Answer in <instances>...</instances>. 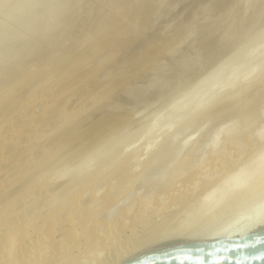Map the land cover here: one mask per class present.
Masks as SVG:
<instances>
[{
  "label": "bare ground",
  "instance_id": "obj_1",
  "mask_svg": "<svg viewBox=\"0 0 264 264\" xmlns=\"http://www.w3.org/2000/svg\"><path fill=\"white\" fill-rule=\"evenodd\" d=\"M162 1L102 0L93 7L82 9L79 6L81 8L76 10L78 13L67 18L70 17V14L68 15L66 12L70 13L76 9L77 0H0V120L12 117L13 113L28 115L27 107L31 103H35L37 97L42 98L41 92L47 89H50L48 90L51 91L50 93L65 94L66 98L75 100V105H80L87 99V104L84 107L81 106L75 110L76 119L73 115L68 116L70 120L71 117L74 119L70 127L63 126L67 129L61 131L56 127L59 132L54 134L57 135V139L55 138V144L51 143L54 148L50 151L51 153L49 152L48 158L44 160L42 158L39 163L20 174L12 190L3 194L4 199L10 200L11 205L23 200V196H33L34 193L29 188L37 187L35 184L40 182L42 185L43 181H39L42 180L40 178H44L45 183L51 188L50 195L45 196L43 210L38 212L33 210V216L28 217V220L32 221H27L22 216L23 218L20 220L15 221V219L14 222L8 224L5 219L12 220L13 211L4 210L8 203L0 205V264H123L141 251L150 250L153 246L155 248V245L158 246L166 241H170L169 247H172L179 246L176 242L181 240L191 244L200 241L213 242L264 230V211H259L262 213L260 215L258 213V215L263 216L260 218L257 215V218L249 210L253 209L252 211H254L259 208L258 206L254 207V203L260 198V201L264 198V145L259 146V142L258 146H252L251 138V141L248 142L251 143L248 144L250 146L245 145L248 148L246 153H243V157L233 159V156L229 154L231 150L228 152L223 149L222 144L215 145L213 143L215 146H209L214 150V153L216 151L218 153L214 154L210 147L206 150L211 149L213 155L218 154L217 157L210 154L211 151L208 150L206 153L209 152L207 154L212 155V158L209 159L208 155H205V158L203 155L204 159L202 157L198 159L201 155L198 156V153H194V150L198 148L191 149V142L188 144L190 147L183 144L188 137L182 140V144L191 149L189 152L183 149L185 147L180 144L181 141L178 142L181 137L185 138L183 135L186 132L189 134L193 131L194 127L191 125L195 126L194 124L197 122L205 124L206 119L212 118L217 122L219 121L220 115L217 116L219 112L235 107V102L238 101L235 97L238 99V95L243 94L242 88L240 89L238 84L242 85V81L244 83L247 78L244 79V76L248 70L251 72L250 69L257 67L260 63L262 65L264 61V48L262 49L264 46H261L264 45L262 43V41L264 42V30L254 35L238 36L236 41H232L234 35L221 27L216 29L215 33L218 35L213 33L210 39L205 38V35L198 36L197 50L200 59L195 63V58H192L187 65L183 64L184 66H180L182 63H179V67L173 66L172 70L170 67L169 70L167 69L168 72H161L163 78L157 80L156 77L153 78L161 82L154 83L149 80L151 84L146 83L145 87L142 85L141 90L138 89L140 86L138 87L137 82L136 86H130V89L135 91L132 93L136 94V91L140 90V92L138 91L140 95L131 99H134L130 103L132 104L131 110L123 117L120 116L119 109L124 106L121 107L120 104L124 101V104L128 102V105L130 100L125 102V96L121 95L122 92L120 94V90L125 89L128 85H124L125 80L121 81V79V82L111 79V83L102 79V82L105 81L106 91L101 90L107 95L103 94L107 99L104 104L99 105L101 108L97 109V113L96 109L91 107L97 116L94 117L95 120L92 118V121L86 123L91 116L93 117V114L89 115L90 117L86 114L87 110L91 109L88 105L92 103L88 101L94 100V98L96 100L99 97L96 91L105 86L104 83L95 91L97 94L93 99L88 96L94 91L92 87H95L99 82L97 74L105 70L106 63L108 68L111 66L107 61L117 49L114 46L115 39H129L130 36L153 28L156 20L160 17L159 10ZM72 8L75 9L72 10ZM235 9L237 8L231 10L235 11ZM210 23L211 20L194 19L184 27H177L170 35L169 42L178 45L181 39L183 41L188 37H184L186 34L198 29L202 30ZM258 39L262 40L261 43ZM220 43L226 44H222L223 47H221L222 45L218 47ZM258 44H261L259 45L261 49L256 52ZM179 47H181V43ZM176 55L171 57L175 56L176 58ZM112 58L114 64L111 61L110 63L114 67L116 60L114 57ZM169 61L168 64H171L174 60L170 61L171 63ZM165 68L163 67V70ZM107 70L109 71V69ZM140 75L142 77V73ZM117 77L119 79L118 75ZM123 77L125 78V76ZM127 78L130 79V75ZM235 85L238 86L237 88L240 90H237L241 93L235 92L236 89H232L234 92L231 91L230 88H234ZM243 85L246 86V84ZM229 89L231 92L228 91ZM255 91L257 90L252 92ZM246 92L248 93V91ZM46 94L48 96V93ZM256 96L252 99L248 98L251 99L252 104L248 103L250 100L244 101L246 106L248 104L255 105L250 109L243 105L247 111L243 109L241 116L240 113H236L240 118L235 113L234 116L229 113L232 121L228 122L229 117L225 118L226 125L222 119L228 115L224 114L225 111L222 113L225 116L222 115L221 122L218 123H223V131L228 127L230 131L233 130L234 128H231L235 125V121L237 124L239 122L243 129H246L251 128L249 125L257 122L256 120L262 119L263 112L259 110L261 111L259 114V106L256 104L262 103L264 97L262 96L258 102L256 100L257 103H253ZM247 97H251V95ZM61 104L59 103V107L66 108ZM56 106L59 108L58 104ZM110 107H112L111 110L114 108L112 112L108 109L110 113L103 116L104 109ZM239 109L241 112V107ZM67 113L69 112L67 111ZM50 117L52 118L51 114ZM232 117H237V119L235 118L234 121ZM62 118L63 116H61ZM49 121V116H47L45 122ZM219 124L217 126L221 130L222 127ZM232 124L234 125L232 126ZM263 125L261 123L260 127ZM60 126L62 128V123ZM235 126L240 128V130L235 128V132H241V126ZM189 127H191L190 132H188ZM212 130L209 132L213 133ZM220 130L218 133L223 132ZM230 131L226 129L225 132ZM245 133L243 134L245 135ZM252 133L250 136L254 135L255 138V131ZM215 134L216 137L219 136L217 133ZM225 134L227 136L229 133ZM32 135L34 136V134ZM31 137V135L28 136V138ZM228 137L226 138L228 139ZM233 137L231 138L234 139ZM36 138V140L40 139L37 136ZM254 138L253 145L258 136ZM243 139L245 138L240 137L241 141ZM191 140L188 139V141ZM199 141L195 139L191 144L201 143V140ZM225 142L224 145H226ZM232 142L230 141V144L234 145L236 139L234 143ZM255 142L257 143V141ZM176 143L182 145L183 150L180 146V149L175 147L178 146ZM221 143H223L222 138ZM243 143L241 142L240 145ZM48 145H50V141ZM48 145L43 144L42 146L51 147ZM205 145L203 146L205 147ZM238 145L239 142L234 146ZM203 146L201 147L205 149ZM228 146L227 148H230V145ZM246 147L240 146L243 149ZM172 148H178L181 150L180 152L185 150V152L183 155H176L173 159H169L167 154L174 151H170ZM233 148L234 151L236 147ZM16 150L21 149L10 148L6 151L7 156L13 162V167H9L11 169L17 164H21V155L16 157ZM239 154L242 153L238 152L236 156ZM163 160L167 162L164 166H162L165 163L162 162ZM150 167L155 169L153 171L151 169L152 172H150L147 170ZM146 172L149 175H145ZM2 182L0 180V188ZM100 187L103 188V191L105 189L102 194ZM35 190L37 189L34 188ZM129 191L135 192V195H133L134 192L130 193L135 197L133 203H130L127 208L125 207L126 209L123 211L120 210L121 212H118L114 218L112 217L113 219L102 220L101 214L107 213L108 210L110 212L112 206H115L117 197L119 198L122 194L126 197ZM15 193L18 195L17 197H15ZM134 197L131 196L130 199ZM78 199L83 200L82 203L78 202ZM133 204L134 207H131ZM251 204L254 208H251ZM130 207L133 214L132 217L126 219L125 215ZM65 210H72L76 216L66 217ZM3 211L6 213L3 214ZM145 215L149 217V220L144 224V232L141 237H136V241L129 238V235H126L125 238L121 237L126 228H133L134 219ZM75 225L87 229L86 234L78 239H68L67 237L72 234ZM55 233L62 234L59 240L55 238ZM151 239H153L151 243L146 242L142 245V242ZM140 245L142 247L138 248ZM75 250L77 253L72 254ZM102 251H105L104 256H100ZM67 254L71 256L67 258L65 256Z\"/></svg>",
  "mask_w": 264,
  "mask_h": 264
},
{
  "label": "rangeland",
  "instance_id": "obj_2",
  "mask_svg": "<svg viewBox=\"0 0 264 264\" xmlns=\"http://www.w3.org/2000/svg\"><path fill=\"white\" fill-rule=\"evenodd\" d=\"M101 1L102 0H95V1L94 0H77V3L78 4H77L76 9L75 8H72V10H74V9L75 10L74 11H71L69 9V12L70 11L71 12L70 13H68V11L66 12V14H68V15L70 14V17H67V18H71V17L75 16L78 13V11H76V10H78L79 8L82 7V9H83L85 7H93V6H95V4H98ZM79 6H81V7H79ZM214 6H217V7H214ZM234 8H237V9H235V11H232L231 9H234ZM68 15H65V16H68ZM159 16L160 17H158V19L156 20L153 28L148 29V30H144V32H141V33H139V34H137L135 36H130L129 39H125V38H116L115 39L116 44L114 46L117 49H116L115 53L110 57L109 61H107L108 64H110L112 66V63L114 64L112 57H114V60H116L115 61V65H114V67L112 66V68L110 69L111 66H109V68H108L107 67L108 66L107 63L105 64V68L104 69L105 70L109 69V71L107 70L103 74V72L105 71L104 70L101 73H98L97 74L98 79H99V82L96 83L95 87L93 86L94 88L92 87V89L94 90V91L92 90L93 92H91V94L93 93L92 94L93 97L91 96V94H90V96H88L91 99H93L97 93H98L99 97L101 96L99 98L98 95H97L96 98L97 97L98 98L96 100L94 98V100L88 101V102H92V103L94 101L96 102V103L95 102L93 103L95 106L94 105L92 106V103H90L91 106H90V104L88 105L90 108L93 107L94 109H96V113H97V109L99 110L101 108L99 105L100 104H104V102L107 99V97L105 98V96H104V95H106V94H104V92L106 91V89H105L106 85L104 83L105 82L104 80H107V82L110 81V83H111V79H113V80L115 79V81L116 80L117 81L118 80L120 81V79H121V81H124L125 80L124 81L125 82L124 85H128L126 87L127 89L125 88L126 90L125 89L120 90V94L122 92L121 95L125 96V99L123 98L124 100H126L125 102H127L128 100H130L128 105H127L128 102L126 104H124V101H122V103L120 104L121 107L124 106V107H122V109L120 107H118V108H120L119 109V112H121L119 114H120V116L123 117V116L127 115L130 112L131 106H132V104H130V103L132 101H134V99L133 100H131V99L132 98H137L140 95L139 92L141 90V86L142 85H143V87H145L144 84H146V83L151 84L149 82V80L154 81V83L161 82V81H156L158 78H160V79L163 78L161 72H168L167 69L169 70V68L172 67V68H170V70H172V69H174L173 66L174 67L175 66L176 67H179L178 66L179 63H182L180 66H182L183 64L184 65L185 64L187 65L188 61L191 60L192 58H195V63L200 59L199 51L197 50V37L198 36L200 37L202 35H205V38L210 39V37L213 35V33H215L217 31L216 29L218 27L224 28L230 34H232L234 36L237 35L236 37L233 36V40L232 41H236L238 39V36L239 37H243V36L252 35V34L254 35L255 33L262 32L264 30V0H167V1L166 0H163L161 2V4H160ZM194 19H199V21H202L204 19H207L208 21L211 20V23L208 24V25H206L205 26L206 28L204 27L202 30H199L198 29L199 31L197 30L195 32H190V33L186 34L184 37H186V36H188V37L185 40H183V41H182V39L179 41L181 43V47H179L180 46V43L178 45H174V44H172V43L169 42L170 35L175 31V29L177 27H181V26L184 27L186 24L190 23V21H192ZM186 32H189V31L186 30ZM190 34H192V35H190ZM215 34L218 35V33H215ZM248 38H246V39H248ZM263 38H262V40H263ZM262 40L261 39L260 40L258 39L259 43H261L260 41H262ZM262 43H264V42L262 41ZM222 44L224 45L226 43H220V44H218V47H220V45H222ZM170 45H173V46H170ZM223 45L221 47H223ZM259 45H261V44H258L257 46L255 45L257 47V49H258V46ZM261 46H264V45L262 44ZM261 46H259V49L258 50L256 49V52L261 49ZM167 48L168 49L170 48V49L168 50ZM263 48L264 47H262V49ZM179 53H180V55L178 56ZM116 55H119V56H116ZM173 55H176V58L177 59L175 58V56H174V58L171 57ZM182 57L184 59V62H183V59L181 61V58ZM152 59L153 60L155 59V61H153ZM169 60L171 62L174 60L175 62L173 61V63H171ZM110 61L112 63H110ZM168 61L171 64H168ZM166 66H168V67L165 68ZM163 67L165 68V70H163ZM263 69H264V61L262 62V65L260 63V65H257V67L256 66L253 67L252 68L253 71L250 69L251 72H248L249 70L246 72L247 74H246V76H244V79L246 77L247 78L244 81V83L242 81V85L240 83L239 84L237 83L239 85V88L240 89L242 88V93L243 94H239L240 96L238 95V99H237V97H235L236 100H238V101L235 102V100H233L235 102V104H236V105H234L235 107L233 109H230V110L228 109L229 111L228 110H224L225 113H224V111H221V112H219L220 114L219 113L217 114V116L220 115L219 116V121L220 122H221V119L220 118H222L223 116H225L224 114L228 115L230 113L231 116H234L233 114L235 113V115L238 116L237 114L240 113V116H241V113H242V110L243 109H245L246 107L248 109H250V107H253L255 105V104H253V106L252 105L250 106L248 104V106H246L244 101L250 100V101H248V103L250 102V104H252L251 103L252 97L254 98V96L257 95L255 97L256 99L255 100L253 99L254 101L252 100L253 103L256 102V100H257V102H258V100H261L262 96L264 97V95H262V94H264V74H263L264 70ZM159 72L161 73L160 74L161 76L157 74ZM125 73H128L130 75V79L127 78L129 75H127ZM141 73H142V77L140 75ZM260 73H261V75H260ZM117 75L119 76V79H118ZM121 75L122 76H125V78L123 77L124 78L123 79ZM153 75H155V76L153 77ZM155 77H156V80L153 79ZM102 79H104L103 82H102ZM136 82H137L138 87L140 86L138 88V89H140V90H138L139 92L136 91V94L138 93L137 95L135 93H132L134 90H131L130 89V86H133V87L136 86ZM102 83H104L105 86H102L103 85ZM123 83H121V85H123ZM243 84H246V86L244 87ZM99 86L100 87L102 86L100 88V90L102 89L103 91L104 90L105 91L103 92L102 90L101 91L98 90V87ZM235 86H234V88L233 87L230 88L231 91H233L232 89H236L235 92L237 91L238 93H241V92H239L240 89L237 88L238 86H236V87ZM252 86H253V88H252ZM143 87H142V89H143ZM230 89L228 91H230ZM237 89H239V90H237ZM48 90H50V89H47L46 91L45 90L42 91L43 93L41 92V94H40L42 96V98H40V96L37 97V99L39 98L40 100H37L36 99L35 103L34 102L31 103V105H29V107H27L26 112L28 113V115L27 114L26 115L25 114H23V115H21V114L19 115L18 114L17 115V113L16 114L13 113L12 114V117H9V118L6 117V118L0 120V142H1L0 143V150L2 149L0 151V180L3 181L1 183L2 187L0 188V205H5V204L8 203L7 208H5L4 210L5 211H13V218H12V220L11 219L8 220L7 218L5 219L6 223H8V224L11 223L12 221L14 222L15 219H16L15 221H18V220H20L23 217L26 218L25 220L29 221L30 219L28 220V217L33 216L32 213L34 211L35 212H38V211H42L43 210V207L45 205V203H44L45 200L44 199L46 197H48L50 195V192H51L50 185L48 186V184L45 183V181H44L45 179L44 178H40L42 180H39V181H43L42 182V185L40 184L41 183L40 182L38 184H35L37 187L33 186L38 191L35 190V191H37L35 193L34 188L33 187H30L29 189H32V191L34 193L33 196L32 195H30L29 197L23 196V200H21L20 202L17 201V202H14V203H12L10 205V202H9L10 200L4 199L5 197H3V194L4 193H7V192H10L12 190V188L14 186V183H15L16 179L19 177L20 174H23L28 169L32 168L36 163H39L42 158H43V160L46 159V158H48L49 152L51 150H53L52 148H54L53 145L51 146V143L52 142H53V144L56 143V139H57L56 136L57 135H54V134L57 133V132H59V130H57L56 127H58V129L60 128V131L61 130H64V129H67L68 127H70L72 125V122L74 121V119H76V117H77V113H76V116H74L75 115V112H76L75 110H78L79 108H81V106L84 107V105L87 104V99H86V102H83L80 105H75L76 104L74 102L75 100L72 101V99L66 98L65 97V94H63V95L60 94L59 95V94H56V92L55 93L53 92L54 95H52L53 93H50L51 91L49 92ZM96 90H98L99 92L96 91ZM244 90L248 91V93L246 91H244ZM254 90H257V91L252 92ZM249 92L251 93L250 94L251 97H247V96H250L249 95ZM46 93H48V96H47ZM258 93L259 94L261 93L260 94V98L258 97V95H259ZM42 94L43 95L45 94V95L43 96ZM252 94H254V95L252 96ZM102 95H103L104 99L102 98ZM62 96H64V98L66 99V101H65L64 98H61ZM43 97H45V98H43ZM246 97H247V99H246ZM60 98H61V100L59 102V99ZM89 98H88V100H90ZM127 98H129V99H127ZM248 98H251V99H248ZM42 99H44V100H42ZM262 99L264 100V98H262ZM263 100H262V103L258 102V104H256V105L259 106V109H258L257 106H256V108L258 109V111L261 110L264 113V104H263L264 101ZM61 101H63L62 104H61ZM239 101H240V104L242 102L244 104H241L240 105L239 104ZM65 102H66V104H65ZM234 102H232V103H234ZM59 103L61 105H63V106H66V108L65 107H62V106H60L61 107L60 108L59 107ZM32 104H34V105H32ZM57 104H58V107L59 108H56L57 107L56 106ZM260 104H262V105L260 106ZM35 105H36V107H35ZM73 105L75 106V108H74ZM243 105H245L246 107L244 106L245 108H243ZM30 107H31L32 110L30 109ZM32 107H34V108H32ZM112 107L105 108L104 109L105 112H104V110H102L104 112L103 113L101 111L104 114L103 116H105L106 113H110V111L112 112V110L114 109L113 108L111 110ZM238 107L239 108L241 107V112H240V109ZM62 108H65L66 110L65 109L63 110ZM73 108H74V110H73ZM93 108H91L92 110L91 109L90 110L88 109L87 112L84 110L86 112V114L88 115V117H90L89 115L93 114V117L91 116L90 117V120H87L86 123L89 122V121L95 120L94 117L97 116L96 113H95V111L93 110ZM58 109H59V111H58ZM108 109H110V111ZM28 110H29V112H28ZM201 110H203V109H201ZM231 110L233 111V113H232ZM56 111H57V113H56ZM61 111H63L64 113H62ZM67 111L69 113H67ZM72 111H74V112H72ZM106 111H108V112H106ZM245 111H247V110L245 109ZM261 111H259L260 112L259 114H261ZM59 112L62 113V114H60ZM226 112H228V113H226ZM58 113L60 114V116H58L59 115ZM65 113H67L68 115L67 114L65 115ZM88 113H90V114H88ZM222 113H224V114H222ZM263 113L261 115H264ZM31 114H33L34 116L31 115ZM50 114H51L52 118L50 117ZM72 115L74 116V119H72V117H71V120H70L68 118V116L70 117ZM99 115H101V114L99 113ZM230 115H228V116L224 117V119H222L223 120V123L225 122V125L227 124L226 123L227 120H228V122L232 121ZM21 116H23V117H21ZM26 116H28V117H26ZM31 116H32V118H30ZM47 116H49V120H50L49 122H47L48 124L45 122V120L47 119ZM61 116H63L62 119H61ZM65 117H67L66 120H65ZM88 117H86V118H88ZM227 117H229V118L226 120L225 118H227ZM235 118L237 119V117H234L233 118L234 121H235ZM261 118H260L261 120L259 119L260 121L256 120L257 122H253L252 125H249V127H251V128H246V129H243L242 126H241V124L239 122L237 124V121H235L234 122L235 125L241 126V132L239 131L240 133L237 132V131L235 132L236 126L234 124H232V126L233 125L234 126L231 128V129L234 128L233 129L234 131L233 130L230 131V128L228 127V128H225L224 130L226 131V129H227V131H230V132H225V131L222 130L223 129V127H222L223 123L219 124L220 122L219 121H217V122L213 121L214 120L213 118L212 119H206L207 123H206V121H204L205 124L203 122H200V123L197 122V124L196 123L194 124L195 126L191 125L192 127H194V129H192L193 131H191V127H189V131L188 132L191 131L192 133L190 132L189 133L190 135H189L186 132L185 133L186 135L185 134L183 135V136H185V138L184 137H181V139L178 140V142L181 141L180 144H182V142H183L182 140H184V139H186V137H188L186 139L187 141L184 140V142H183V144H185L186 146H189L188 144L190 142L192 143V141L194 143V140L195 139H196V141L201 140V143L203 145H205V144L207 145L208 144L207 145L208 147L206 145L204 147L201 143H196L195 142L197 144V146H195L196 144H191L190 143V145H192L191 149L193 147L198 148V149H195L194 150V153H198L197 154L198 156L201 155L199 157L196 155L198 157V159H200V157L203 158L205 155L206 156L208 155L207 157H209V159L212 158L211 157L213 155L212 154V151L214 153V150L210 146H215L216 144L218 145L219 143L222 144L221 146H223V149L224 150H226V151H228V150L230 151L231 150V152L228 151L229 154H231V156H233V159H237V158H240V156L243 157V155L246 153L245 151H247V148L250 146L248 144H251L252 143L251 144L252 146H258V144L260 142L259 146H261V144L264 145V140L262 141V139H264V125L260 127V124L261 123L264 124V116H261ZM58 119H60V120H58ZM217 119H218V117H217ZM262 120H263V122H262ZM59 121H60V123H57ZM69 121H71L70 124H69ZM209 121H212L213 123L212 122L210 123ZM61 123H62V128L60 126ZM49 124L52 125V127H50ZM200 124H202V125L200 126ZM218 124L222 127L221 130L223 132H219L218 133V130H220V127L217 126ZM46 125H47V127H46ZM225 125H224V127H225ZM63 126H65L67 128H65ZM216 127H218L217 128L218 129L217 131H216ZM53 128L55 129L54 131H53ZM237 129H238V127L236 128V130ZM248 129L249 130L252 129V131H249ZM258 129H260L259 131L261 133L258 131ZM211 130H212V132L214 131L213 132L214 134L213 133H210ZM238 130H240V128ZM242 130H245V131H242ZM254 131H255L256 136H258V138H256V136H255L256 140H254V145H253V138H254L253 136L254 135L250 136L251 135L250 133H252ZM224 132L227 133V134L228 133L231 134L233 132L235 134V136L232 133L231 135H233L234 137L231 136V135H229V134H228L229 135V137H228V135L226 136V134ZM242 132L243 133L246 132L245 135L249 136L250 138L248 137V139H246L247 136H245ZM256 132L259 133V134L257 135ZM215 133H217V135H219V136L216 137L215 136L216 135ZM220 133H221V136H220ZM223 133H224V135L226 137H228V139L229 138L230 139L228 140L225 136H224L225 137L224 138L222 136ZM32 134H34L35 139H33L34 136ZM252 134H254V133H252ZM29 135H31L32 137L31 138H28ZM187 135H189V136H187ZM36 136L37 137H40V139L39 140H36L37 139ZM209 136H210V139H209ZM237 136H239V137H237ZM205 137L208 138L206 141H204V139H206ZM212 137H214V138H212ZM220 137L222 138L223 143H221V138ZM231 137H233L234 139H232ZM240 137L241 138H245V139H243V141H241L242 139L240 140ZM50 138H52V139H50ZM251 138H252V141L250 140ZM188 139H190V140L192 139V140L191 141H188ZM235 139H236V142H235ZM48 140L50 141V145H48V142H49ZM245 140H248V141L246 142ZM249 140L251 141V143H248V142H250ZM39 141H42L43 143L42 142H39ZM44 141H45V143H44ZM208 141H210V143H208ZM214 141H216V142H214ZM225 141H227L229 144L227 142H225ZM230 141H233L232 143L235 142L234 145H236V143L239 142V145L238 146H234L233 144H230ZM240 141L242 143L243 142L244 143L240 145V143H241ZM255 141H257V143ZM224 142H225L226 145H224ZM213 143L215 145H213ZM43 144L45 146L48 145V146H51V147H46L45 148V146H42ZM180 144L178 145L176 143V145H178V146H175V147H178L179 148V146H180L181 149L183 147H185V145L182 144L183 145V147H182V145H180ZM227 144L230 145V148L231 149L230 148H227V146H228ZM246 144L248 145V147L245 146ZM201 146H203L205 149H203ZM240 146L241 147H246V148L243 149V148H240ZM189 147L188 148L185 147L183 149H185V150H187L189 152V150H191V149H189ZM199 147H201L202 149L199 148ZM209 147L212 149V151H211V149L210 150L208 149L209 151H211L210 154H212L210 156H209V154H207L209 152L206 153V151H208L206 149L209 148ZM224 147H226V148H224ZM233 147H236V149L234 150L236 153L233 151V149H234ZM10 148L13 149V150L14 149H21V150H16V153H17V156L16 157H18L19 155H21V158H22L21 164H20L21 166L19 164H17L16 167H14L12 169L9 168V167H13V162L11 161V159H9V157L6 154L7 153L6 151H8ZM42 148H44V149H42ZM48 148H49V150H48ZM238 148H239V151H237ZM6 149H8V150H6ZM177 149L176 148L175 149L172 148L170 150V151H172V150H174V151L169 152L168 153L169 155L167 154V156H169V159H173V157L174 156L176 157V155H183L184 154L185 150L182 151V152H180L181 150H179V149L177 150ZM223 149H222V151H223ZM175 150H177L179 152L176 151V153H175ZM242 150H243V152H242ZM200 152H201V154H200ZM238 152L239 153H242V154H239V156H236ZM215 153H218V152L216 151ZM232 153L233 154L235 153V154L233 155ZM39 154H40V156L42 154V157L38 156ZM172 154H173V156H172ZM217 155H213V156H216L217 157ZM206 156H205V158H206ZM177 157H179V156H177ZM209 159H206V160H209ZM166 160H168L167 157H166ZM165 161L163 160L162 162H165ZM166 163L167 162H165L162 166H164ZM152 167H154V166L152 165ZM152 167H150L147 170L150 171L152 169V171H153L155 168H152ZM9 169H11V170L9 171ZM152 171H150V172H152ZM149 173L147 174V172H146L145 175H149ZM144 177L146 178V176H144ZM39 185H41V186H39ZM100 188L99 189L101 191V194L104 193L105 189L103 191V188L102 187H100ZM99 189H98V191H99ZM135 189H134V191H135ZM40 191H42L43 193L40 192ZM131 191H129V194L127 193L128 195H126V197L123 196V194L121 196H119V198L117 197V199H116V201L114 203L115 206L114 207L112 206V210L110 212L108 210L107 213L101 214V216H102L101 219L102 220H106V219H111L112 217L114 218L115 215L118 214V212H121L120 210L123 211L124 209L127 208V206L130 205V203H133V200H135V197L133 196V195H135V192L133 191L134 192V194H133V192H131ZM98 193L100 194V192H98ZM130 193H132L133 195H131ZM17 196L18 195L15 193V197H17ZM127 196H129V197H127ZM131 196L134 197V198L130 199ZM260 199L257 200L254 203V207L255 206H256V208H257V206L259 207V208H257V209L254 210L256 213L254 211H252L253 209H249V210L252 211V212L250 211V213L252 215L256 216V217H257L259 211H262V212L264 211V208H263L264 207V198L262 199V201H260ZM77 201L80 202V203H82L83 200L81 201L80 199H78ZM251 206H252L251 208H254L253 207V204H251ZM131 207H134V204ZM130 208L128 209L129 210L128 213L125 215V218L126 219L129 218V217H132V214H133L132 211L133 210H132V208L131 209ZM257 210H258V212H257ZM262 212H260V213H262ZM5 213L6 212H4L3 214H5ZM64 213H65V216L66 217H69V216L75 217L76 216L75 212H73L72 210H70V211L69 210H65ZM260 213H259V215H260ZM263 215H261V217ZM5 217H6V215H5ZM148 220H149V217L147 215H145V216H143L141 218L134 219L135 224L133 225V228H129V229L126 228L125 231H124V233L121 235V237L123 236L122 238H125L126 235H129V238H131L133 241H136L138 237H141V235H143V232H144L143 227H144V224L146 222H148ZM30 221H32V220H30ZM73 229L74 230L72 231V234H70L67 237L68 239H73V238L78 239V238L84 236L86 234V231H87V229L79 228L77 225H75V227ZM60 235H62V234L55 233V238L59 240V238H61ZM133 238H135V239H133ZM152 240L153 239L146 240V241L142 242V245H143V243H146V242L147 243H149V242L151 243ZM176 243L178 245L191 244V243H189V242H187L185 240H181V241L176 242ZM176 243H175V245H176ZM196 243H202V241L196 242ZM172 244L174 245V243H172ZM167 246L168 247L170 246V241L163 242V243L159 244L158 246L155 245V248L153 246L150 250H147L146 249L147 251H141L140 250L141 252L139 251L140 252L139 254H143V253L150 252V251H154V250H158V249L168 248ZM140 247H142V246L140 245L138 248H140ZM76 250L74 252H72V254L73 253H77ZM104 252L105 251H102V253H101L100 256H102V255L104 256ZM139 254H137V255H139ZM65 256H67V258H69L71 255L70 254H67ZM65 256H64V259H65Z\"/></svg>",
  "mask_w": 264,
  "mask_h": 264
},
{
  "label": "water",
  "instance_id": "obj_3",
  "mask_svg": "<svg viewBox=\"0 0 264 264\" xmlns=\"http://www.w3.org/2000/svg\"><path fill=\"white\" fill-rule=\"evenodd\" d=\"M123 264H264V230L139 254Z\"/></svg>",
  "mask_w": 264,
  "mask_h": 264
}]
</instances>
